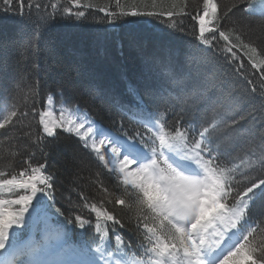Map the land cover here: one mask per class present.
I'll return each instance as SVG.
<instances>
[{
	"label": "snow or ice",
	"instance_id": "6c2138e0",
	"mask_svg": "<svg viewBox=\"0 0 264 264\" xmlns=\"http://www.w3.org/2000/svg\"><path fill=\"white\" fill-rule=\"evenodd\" d=\"M8 22L0 264H264V0H0ZM81 29L136 75L62 59Z\"/></svg>",
	"mask_w": 264,
	"mask_h": 264
},
{
	"label": "trees",
	"instance_id": "16d2710c",
	"mask_svg": "<svg viewBox=\"0 0 264 264\" xmlns=\"http://www.w3.org/2000/svg\"><path fill=\"white\" fill-rule=\"evenodd\" d=\"M64 29L49 34L48 39L59 42ZM88 29H81L72 35V38L68 40L61 49V58L66 62L73 59L70 49L79 48L80 56L84 62L89 66L94 67L99 73H101L107 82H111L115 79V67L118 64H122L130 76H135L138 68V61L135 53L132 50L126 49L123 54L117 50H111L108 53L107 58H104L86 41L84 37L88 35ZM15 27L11 22L0 26V41H11L15 38ZM105 125L111 124V121L107 117H102ZM70 143V141H68ZM68 155L66 144L61 143L51 158V165L54 168H61L64 160ZM78 232L83 230L77 229Z\"/></svg>",
	"mask_w": 264,
	"mask_h": 264
}]
</instances>
